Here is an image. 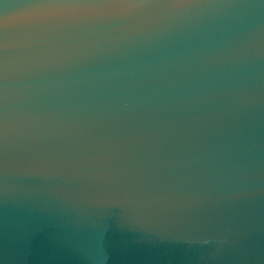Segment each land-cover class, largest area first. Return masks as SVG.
Segmentation results:
<instances>
[{
	"label": "water",
	"instance_id": "obj_1",
	"mask_svg": "<svg viewBox=\"0 0 264 264\" xmlns=\"http://www.w3.org/2000/svg\"><path fill=\"white\" fill-rule=\"evenodd\" d=\"M0 264H264V0H0Z\"/></svg>",
	"mask_w": 264,
	"mask_h": 264
}]
</instances>
